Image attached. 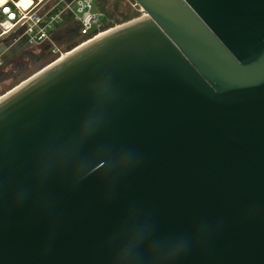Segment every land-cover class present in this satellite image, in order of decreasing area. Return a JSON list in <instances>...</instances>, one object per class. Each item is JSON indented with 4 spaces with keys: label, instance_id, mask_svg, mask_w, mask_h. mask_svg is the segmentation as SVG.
I'll list each match as a JSON object with an SVG mask.
<instances>
[{
    "label": "water",
    "instance_id": "95a60500",
    "mask_svg": "<svg viewBox=\"0 0 264 264\" xmlns=\"http://www.w3.org/2000/svg\"><path fill=\"white\" fill-rule=\"evenodd\" d=\"M136 1L0 98V264H264V0Z\"/></svg>",
    "mask_w": 264,
    "mask_h": 264
},
{
    "label": "built area",
    "instance_id": "2783aa9c",
    "mask_svg": "<svg viewBox=\"0 0 264 264\" xmlns=\"http://www.w3.org/2000/svg\"><path fill=\"white\" fill-rule=\"evenodd\" d=\"M126 2L142 10L136 0ZM96 3L97 0H32L23 6L20 0H6L0 3V41L15 35V42L20 39L29 44L50 42L58 51L53 33L70 17L78 24L79 34L83 36L78 44H82L117 25H113L114 18L99 10Z\"/></svg>",
    "mask_w": 264,
    "mask_h": 264
},
{
    "label": "rangeland",
    "instance_id": "374dc122",
    "mask_svg": "<svg viewBox=\"0 0 264 264\" xmlns=\"http://www.w3.org/2000/svg\"><path fill=\"white\" fill-rule=\"evenodd\" d=\"M110 1L112 2L113 0ZM128 8L130 12H137L132 18L144 12L139 9V6L134 8L128 4ZM109 17L114 18L113 25H119L127 21L118 22L117 18H121V16L117 14ZM74 29H77L76 33L69 37V34H72ZM14 36L15 35H12L0 41V51L3 50L0 54V60L2 61V64H0V96L36 73L51 61L53 62L61 57V52L63 55L66 54V51H68V43L72 41L79 42L83 38V36L79 34L77 22L70 17L59 25L53 33V40L59 49L58 51H55V46L51 45L50 42L29 44L24 39L15 42Z\"/></svg>",
    "mask_w": 264,
    "mask_h": 264
},
{
    "label": "trees",
    "instance_id": "16d2710c",
    "mask_svg": "<svg viewBox=\"0 0 264 264\" xmlns=\"http://www.w3.org/2000/svg\"><path fill=\"white\" fill-rule=\"evenodd\" d=\"M96 7L99 10L105 12V14L108 16H115L116 14L120 15L121 18H117L118 22L128 20L132 18V16L137 14L136 11L134 12L129 11L128 3L126 2V0H113L112 2L110 0H97ZM76 31L77 29H74L72 34H69V37L73 36L76 33ZM78 43L79 42H75V41L68 43L67 50L73 48Z\"/></svg>",
    "mask_w": 264,
    "mask_h": 264
},
{
    "label": "bare ground",
    "instance_id": "6f19581e",
    "mask_svg": "<svg viewBox=\"0 0 264 264\" xmlns=\"http://www.w3.org/2000/svg\"><path fill=\"white\" fill-rule=\"evenodd\" d=\"M6 0H0V3H3V2H5ZM32 2V0H20V4H22L23 6H28L30 3ZM143 10V9H142ZM144 11V10H143ZM143 14H145L144 12H143ZM115 26H120V24L119 25H115ZM115 26H113V27H111L110 29H107V30H105V31H103V32H101V33H99L98 34V36H100V35H102V34H104V33H106V32H108V31H110V30H112ZM97 36V37H98ZM68 52H66V54H67ZM66 54H61V57H59V58H57L56 60H54L53 62H55V61H57V60H59L60 58H63ZM35 74V73H34ZM33 74V75H34ZM33 75H31V76H33ZM30 76V77H31ZM30 77H28L27 79H29ZM27 79H25V80H23L22 82H20L18 85H16V86H14L12 89H10L9 91H7V92H5L4 94H2L1 96H0V98H2L4 95H6L7 93H9V92H11L14 88H16L17 86H19L21 83H23L24 81H26Z\"/></svg>",
    "mask_w": 264,
    "mask_h": 264
},
{
    "label": "clouds",
    "instance_id": "9594fccd",
    "mask_svg": "<svg viewBox=\"0 0 264 264\" xmlns=\"http://www.w3.org/2000/svg\"><path fill=\"white\" fill-rule=\"evenodd\" d=\"M131 254V253H130Z\"/></svg>",
    "mask_w": 264,
    "mask_h": 264
}]
</instances>
